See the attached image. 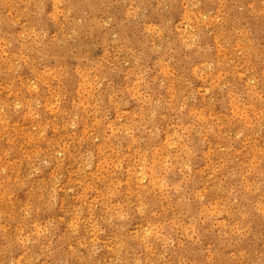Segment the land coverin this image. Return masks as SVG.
Masks as SVG:
<instances>
[{"label":"rangeland","instance_id":"374dc122","mask_svg":"<svg viewBox=\"0 0 264 264\" xmlns=\"http://www.w3.org/2000/svg\"><path fill=\"white\" fill-rule=\"evenodd\" d=\"M32 11L0 0V161L21 185L0 188V245L34 226L52 236L25 256L33 264L264 260V0ZM33 28L48 32L45 59L25 44ZM37 155L56 159L29 178ZM53 189L55 207L24 219Z\"/></svg>","mask_w":264,"mask_h":264},{"label":"clouds","instance_id":"9594fccd","mask_svg":"<svg viewBox=\"0 0 264 264\" xmlns=\"http://www.w3.org/2000/svg\"><path fill=\"white\" fill-rule=\"evenodd\" d=\"M54 3L57 5L59 4H66L67 0H53ZM29 5L32 7L33 11L31 13L32 16H34L37 20L42 18L45 15V7L48 3V0H28ZM77 25H80V21L76 22ZM106 26V25H105ZM75 34V32H74ZM48 32L41 29L40 32H36L35 28H33L32 32L30 34H27L25 37V44L28 46V51H33L32 46H36L40 48L41 50V59H45L44 52L47 48V45L45 44V37H47ZM3 46L5 48L11 47V43L8 41L3 42ZM15 71L18 72L21 69V63L20 60L17 59L15 63ZM26 105H23L19 100L15 102L14 107L12 108V111L21 110ZM33 106L36 109H39L40 107V98L35 97L33 99ZM157 106H159V102H157ZM4 111L3 108H0V112ZM151 116L154 118L156 116V111L151 112ZM256 119L255 117L253 118ZM259 120L264 121V104H262V111L261 115L259 117ZM151 122V121H149ZM77 125L75 123H72L70 127H76ZM139 130V129H137ZM247 131V127H241L237 129L232 135L235 137V139L239 140L241 137L245 136ZM153 136L156 135V133H152ZM7 155V153H6ZM91 152L88 153L89 158H91ZM56 159V157H49L45 158L40 155H37L33 158V161L31 163V171L29 173V178L32 176H36L42 171H44L47 168H50L53 164V161ZM11 169L7 166L6 161H0V181H3L5 183H0V188L8 187L12 188L13 185H16L17 188L21 187L20 182L14 179L10 178ZM29 178H25V184L24 186H27V182ZM10 181V182H9ZM55 201H56V194L55 189L52 190L50 194H48V199H45V194L42 192H35L33 194V199L31 201V204L28 208L21 207L20 211L23 213V218L26 220H31L36 214L38 210H45V211H51L52 208L55 207ZM4 213L0 211V218H3ZM127 213H125L122 216H119L120 220H126ZM113 218H109V223H111ZM52 236V230L51 228H44L41 231H37L35 227H30L29 232L21 238L20 235H17L15 238H13L10 242H6L3 245H0V264H33L32 260H26L25 256H27L28 252L31 251L32 246L40 245L41 247H44L45 244H50L51 240L49 237ZM4 236L0 234V240H3ZM19 249H24L25 255L20 256L17 258L15 256V252ZM93 251H99V248H96L95 245H93ZM139 264V262H137ZM243 264H264V260L256 261L253 260H245Z\"/></svg>","mask_w":264,"mask_h":264},{"label":"bare ground","instance_id":"6f19581e","mask_svg":"<svg viewBox=\"0 0 264 264\" xmlns=\"http://www.w3.org/2000/svg\"><path fill=\"white\" fill-rule=\"evenodd\" d=\"M56 4V3H55ZM204 63V62H203ZM52 108V107H51ZM193 108V107H192ZM5 115V114H4ZM118 126V125H117ZM8 128V127H7ZM88 135V134H87ZM160 158V157H159ZM114 161V160H113ZM158 161V160H157ZM71 164V163H70ZM39 181V180H38ZM153 186V185H152ZM70 187V186H69ZM8 226V225H7Z\"/></svg>","mask_w":264,"mask_h":264}]
</instances>
